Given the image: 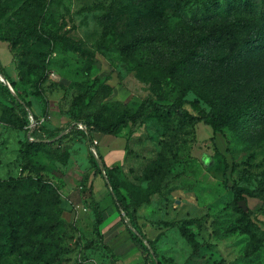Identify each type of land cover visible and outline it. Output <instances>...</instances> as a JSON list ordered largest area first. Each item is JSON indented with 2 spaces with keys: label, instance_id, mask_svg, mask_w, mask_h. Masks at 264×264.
<instances>
[{
  "label": "rangeland",
  "instance_id": "374dc122",
  "mask_svg": "<svg viewBox=\"0 0 264 264\" xmlns=\"http://www.w3.org/2000/svg\"><path fill=\"white\" fill-rule=\"evenodd\" d=\"M0 66L32 126L0 89V184L17 185L1 195L19 247L1 264H127L140 255L132 217L161 264H264L263 201L249 193L264 180V12L232 13L225 0H6ZM145 99L212 113L216 131L168 110L94 133L95 145L82 130ZM98 151L124 220L95 175Z\"/></svg>",
  "mask_w": 264,
  "mask_h": 264
},
{
  "label": "trees",
  "instance_id": "16d2710c",
  "mask_svg": "<svg viewBox=\"0 0 264 264\" xmlns=\"http://www.w3.org/2000/svg\"><path fill=\"white\" fill-rule=\"evenodd\" d=\"M28 1L41 4V3H45L48 0H28ZM5 2L6 0H0V6H3ZM225 2H226L227 10L232 13L244 12L251 16H256L258 14L262 15L264 12L263 7H262L264 0H225ZM129 48L131 49V51H135V54L139 53L140 52V42L136 41L134 43H131ZM0 71L2 72L1 66H0ZM6 80L9 81V83L11 82L7 76H6ZM11 83L10 84L14 86V83L13 82ZM0 89L2 91V94L12 103V105L16 109H18L20 114L23 115L25 123H27L30 127V119H29V115L27 111V106L29 104L24 102V99L19 96V93H18V96H16L17 95L16 92L14 93L16 95H14L13 92L10 90L8 84L6 83L3 84L0 82ZM152 110H168L169 112H176L182 117L193 122V124L203 123L204 125L211 127L213 131H216L215 123L217 122V118L212 113L204 114L202 116H193L185 108H183V106L180 104H163V103H159L157 101L151 100V99L143 100L138 106V108L133 113H125L123 116L119 117L111 125L107 126V125H98L94 123H89L87 124V127L82 130L88 131L90 142L95 145V143H93L94 133H102L104 135L116 134L123 127H127L128 125L134 124L138 122L139 120H142ZM31 134H32V137H34L32 142H43V140L40 139L39 134L36 129H34V131ZM97 157H98L97 155L92 156V164L95 167V175L99 173H103L104 171V176L107 178L108 184L112 189V193L114 197L116 198L115 200H116V206L118 207V210H119V218L124 220V217L122 214L123 197L120 192L119 184L117 183V180L115 179V177L109 171V168L106 165V163L103 161V158L100 153H99V157L104 162L103 168L99 166ZM245 174L246 176H248V178H251L249 175V172H246ZM15 186H17L16 181L7 182L6 184H3V185L0 184V264L5 257L15 253L19 248L17 246V240H16L17 230H16L15 225L12 223V215H10L9 213L5 211V205H4L5 198H3L1 195V192L3 190H7L11 197L13 189L15 190ZM230 188L232 189L236 199L239 200L244 197L245 189L243 187L238 186L237 184H232L230 185ZM249 193L252 196L258 199H261L263 201V204L258 210L264 214V180L259 182L258 185L254 189L249 191ZM96 208L97 209L100 208L99 203H97ZM253 213L254 211L252 210L244 211V215L248 219V222L251 223V225L254 226V228L258 229L260 228L259 225H257L251 220V216L253 215ZM103 221H104V217L102 213H100L98 222L101 225ZM131 223L134 229H132L129 226H127L126 229L129 234L130 240L140 252L139 257H140L141 264H161L158 261L159 256L157 252L151 246L152 245L151 242L146 241L143 238V236L140 235L135 230L137 229V222L133 217L131 219Z\"/></svg>",
  "mask_w": 264,
  "mask_h": 264
},
{
  "label": "water",
  "instance_id": "95a60500",
  "mask_svg": "<svg viewBox=\"0 0 264 264\" xmlns=\"http://www.w3.org/2000/svg\"><path fill=\"white\" fill-rule=\"evenodd\" d=\"M1 80H3L4 82H6V84H8V86H9L10 90L13 93H15L14 88L12 87V85L8 81H6L4 77ZM239 206L242 207L244 211H247L248 210V207L246 205V201L245 200L239 201Z\"/></svg>",
  "mask_w": 264,
  "mask_h": 264
},
{
  "label": "crops",
  "instance_id": "0c3cea01",
  "mask_svg": "<svg viewBox=\"0 0 264 264\" xmlns=\"http://www.w3.org/2000/svg\"><path fill=\"white\" fill-rule=\"evenodd\" d=\"M115 220V219H114ZM107 226V225H106ZM130 246L135 248V245L133 243H130ZM140 255H138L134 260H132L131 262L127 263V264H141L140 262Z\"/></svg>",
  "mask_w": 264,
  "mask_h": 264
},
{
  "label": "built area",
  "instance_id": "2783aa9c",
  "mask_svg": "<svg viewBox=\"0 0 264 264\" xmlns=\"http://www.w3.org/2000/svg\"><path fill=\"white\" fill-rule=\"evenodd\" d=\"M7 81V80H6ZM9 82V81H8ZM31 129H32V126L30 125ZM83 129H85L84 127H82ZM32 136V135H31ZM31 139H34V137H31Z\"/></svg>",
  "mask_w": 264,
  "mask_h": 264
},
{
  "label": "bare ground",
  "instance_id": "6f19581e",
  "mask_svg": "<svg viewBox=\"0 0 264 264\" xmlns=\"http://www.w3.org/2000/svg\"><path fill=\"white\" fill-rule=\"evenodd\" d=\"M1 79H3L2 77H0Z\"/></svg>",
  "mask_w": 264,
  "mask_h": 264
}]
</instances>
